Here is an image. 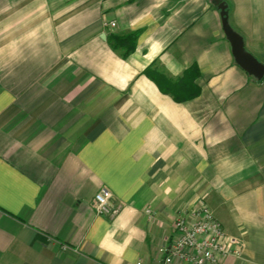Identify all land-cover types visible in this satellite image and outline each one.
I'll list each match as a JSON object with an SVG mask.
<instances>
[{
  "label": "crops",
  "instance_id": "0c3cea01",
  "mask_svg": "<svg viewBox=\"0 0 264 264\" xmlns=\"http://www.w3.org/2000/svg\"><path fill=\"white\" fill-rule=\"evenodd\" d=\"M219 1L264 64V0ZM201 204L236 239L219 264H264V76L218 3L0 0V264H158Z\"/></svg>",
  "mask_w": 264,
  "mask_h": 264
},
{
  "label": "built area",
  "instance_id": "2783aa9c",
  "mask_svg": "<svg viewBox=\"0 0 264 264\" xmlns=\"http://www.w3.org/2000/svg\"><path fill=\"white\" fill-rule=\"evenodd\" d=\"M94 199L97 213L113 215L117 212L113 195L107 188L101 187ZM173 232L172 242L158 249L161 255L158 264H171L175 260L192 264H219L220 256L238 253L236 249L225 246L227 242L234 245L236 239L225 235L220 222L205 204L190 212L179 213L173 222Z\"/></svg>",
  "mask_w": 264,
  "mask_h": 264
},
{
  "label": "water",
  "instance_id": "95a60500",
  "mask_svg": "<svg viewBox=\"0 0 264 264\" xmlns=\"http://www.w3.org/2000/svg\"><path fill=\"white\" fill-rule=\"evenodd\" d=\"M215 2L218 3L220 9L222 27L230 42L231 52L235 62L249 75H252L257 79L263 78L264 64L245 49L242 35L228 25V15L225 4L219 0H215Z\"/></svg>",
  "mask_w": 264,
  "mask_h": 264
},
{
  "label": "trees",
  "instance_id": "16d2710c",
  "mask_svg": "<svg viewBox=\"0 0 264 264\" xmlns=\"http://www.w3.org/2000/svg\"><path fill=\"white\" fill-rule=\"evenodd\" d=\"M136 34L130 33L127 35H110L109 41L112 44L113 48L122 46L124 48L123 56H127L134 48L136 42ZM199 92L198 87H193L190 96H195Z\"/></svg>",
  "mask_w": 264,
  "mask_h": 264
}]
</instances>
